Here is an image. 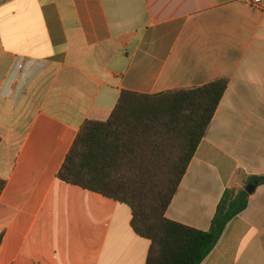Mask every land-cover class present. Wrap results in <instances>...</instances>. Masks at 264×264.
I'll use <instances>...</instances> for the list:
<instances>
[{"label": "crops", "instance_id": "crops-1", "mask_svg": "<svg viewBox=\"0 0 264 264\" xmlns=\"http://www.w3.org/2000/svg\"><path fill=\"white\" fill-rule=\"evenodd\" d=\"M252 0H0V264H146L123 203L58 178L123 91L227 90L167 211L209 231L264 176V9ZM202 264H264V184Z\"/></svg>", "mask_w": 264, "mask_h": 264}, {"label": "trees", "instance_id": "trees-1", "mask_svg": "<svg viewBox=\"0 0 264 264\" xmlns=\"http://www.w3.org/2000/svg\"><path fill=\"white\" fill-rule=\"evenodd\" d=\"M227 87L219 80L156 95L123 91L106 121L83 125L58 173L69 185L131 208L134 231L151 241L146 264H202L248 207L246 190H227L209 231L166 216ZM254 181L264 184V176ZM5 187L0 180V197Z\"/></svg>", "mask_w": 264, "mask_h": 264}, {"label": "built area", "instance_id": "built-area-1", "mask_svg": "<svg viewBox=\"0 0 264 264\" xmlns=\"http://www.w3.org/2000/svg\"><path fill=\"white\" fill-rule=\"evenodd\" d=\"M251 5L255 9L263 10L264 9V0H252Z\"/></svg>", "mask_w": 264, "mask_h": 264}, {"label": "water", "instance_id": "water-1", "mask_svg": "<svg viewBox=\"0 0 264 264\" xmlns=\"http://www.w3.org/2000/svg\"><path fill=\"white\" fill-rule=\"evenodd\" d=\"M259 185V182L258 181H254L252 183L249 184L248 188L246 189V191L249 193V194H252L257 186Z\"/></svg>", "mask_w": 264, "mask_h": 264}]
</instances>
